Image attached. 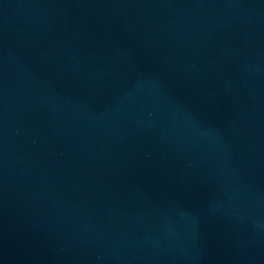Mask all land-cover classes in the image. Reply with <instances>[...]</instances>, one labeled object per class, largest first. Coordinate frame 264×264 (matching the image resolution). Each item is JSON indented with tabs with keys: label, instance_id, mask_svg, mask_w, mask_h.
I'll return each instance as SVG.
<instances>
[{
	"label": "water",
	"instance_id": "obj_1",
	"mask_svg": "<svg viewBox=\"0 0 264 264\" xmlns=\"http://www.w3.org/2000/svg\"><path fill=\"white\" fill-rule=\"evenodd\" d=\"M0 264H264V0H0Z\"/></svg>",
	"mask_w": 264,
	"mask_h": 264
}]
</instances>
